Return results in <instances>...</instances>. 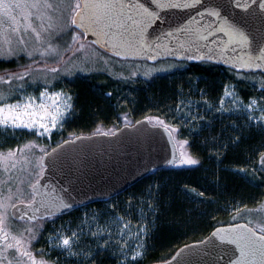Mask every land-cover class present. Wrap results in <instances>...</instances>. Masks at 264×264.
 I'll list each match as a JSON object with an SVG mask.
<instances>
[{
  "label": "trees",
  "instance_id": "1",
  "mask_svg": "<svg viewBox=\"0 0 264 264\" xmlns=\"http://www.w3.org/2000/svg\"><path fill=\"white\" fill-rule=\"evenodd\" d=\"M76 30L71 26L67 34ZM77 37L71 47L85 41L81 32ZM72 51L69 48L57 61L38 59L35 64L55 66ZM164 60L170 62L169 71L147 79L119 80L116 75L91 70L75 75L68 86L73 96L72 113L61 131L52 134L53 142L69 134L116 128L123 115L132 121L163 117L166 124L176 128L178 145L185 138L190 155L197 161L190 166L174 164L151 172L113 200L121 202L116 205L117 214L135 218L138 227L144 225L147 229L142 257L121 263L118 255L103 248L93 250L85 264L164 261L180 246L204 239L217 226L247 223V214L257 211L264 202V128L254 126L246 114L216 108L223 87L230 83L244 100L257 97L264 101V74L172 58L149 63ZM24 65L30 64L0 59V76L18 72ZM29 139L26 132H0V149Z\"/></svg>",
  "mask_w": 264,
  "mask_h": 264
},
{
  "label": "rangeland",
  "instance_id": "2",
  "mask_svg": "<svg viewBox=\"0 0 264 264\" xmlns=\"http://www.w3.org/2000/svg\"><path fill=\"white\" fill-rule=\"evenodd\" d=\"M53 2L60 3L61 7L54 14L52 21H46V23L52 24V28L47 33H42L43 39L41 41H37L35 34L30 29L25 31L24 22L20 19L19 12L14 13L20 19L18 32L10 33L11 22L0 15V51L3 52L0 59H19L30 64L29 67H25L26 65L22 66L18 72L0 76L3 77L4 81L0 82V93L4 95L10 94L9 98L4 101L5 103H15L22 96L26 97L31 95L37 98L35 103L40 104V93L47 88L48 94L63 93L60 101H57L62 110L66 97L72 98L68 103H71L73 106V96L68 86L71 84L73 77L79 73L101 70L108 74L116 75L117 77L115 79L119 80L133 78L143 80L155 74L169 71L171 67L170 62L167 63L165 60L157 63H149L143 60L120 59L102 51L97 45L88 41L80 43V45H84L83 48H80V45L78 47H71L73 34L68 35V30L60 35L58 39L55 38L56 33L61 28L69 25L74 14L76 0H53ZM74 33L79 36V29ZM49 34L53 38L49 39ZM67 35L68 38L65 40L64 37ZM61 38L63 40L60 42ZM21 39L23 43L20 42ZM49 43L57 49L56 54L48 51ZM9 48H11L14 55H8ZM69 48L73 51L62 60V63L58 62L55 66L52 65L50 67L35 64V61L38 59L47 61L56 60ZM28 52L32 53L31 57L27 55ZM42 52L44 53L43 55H41ZM53 68L56 69V72L50 71ZM152 69L165 70L151 71ZM25 71L28 72V75L24 76L23 80L15 79L16 75H20ZM133 72H136L137 75H132ZM9 77H12V79H9ZM59 82L62 83L61 86H57ZM40 84L41 86L37 87ZM21 85H23L22 88ZM226 86L232 95H225ZM221 98H223V104H221ZM252 99L256 100V105L252 108L244 107ZM43 100L48 106H51L54 102V98H49L47 94ZM216 108L218 111L225 113L246 114L248 118L251 117L249 120L252 121L254 126L264 128V120L260 119L264 115V111H262L264 109V101L257 97L244 100L239 96L232 83L226 84L223 87L222 94L217 100ZM71 113L72 109L65 114L63 119L57 122L56 127H50V131L43 136L38 135L37 129L29 130L23 127L15 129L11 127L0 128L1 133L7 132L15 134L26 132L30 136L29 140L19 141L16 146L0 149V214L4 216L3 228L9 233L7 243L15 244V241L11 237H17L21 241V244L18 246L20 247V251L26 250L35 257L37 262L44 260L47 261V264H85L86 257L89 256L86 253L103 248L118 255V260L121 263L132 261L134 252L141 251L137 245L142 244L144 233L140 229H145V226L138 227L135 218H127L117 214L115 208L121 202L118 201L117 204L113 202L115 197L111 198V200L97 202L99 204L92 203L80 207L68 214L50 216L44 219H38L35 222L15 221L9 214L11 205L19 202V200L28 202L32 199L30 187L41 176L43 166L40 161L42 155L63 139L74 136L72 134L66 137L61 136L55 142L52 139V134L61 131L64 122ZM147 118L152 124H159L153 119L155 116H149ZM159 119L165 122L163 117H159ZM42 122H48L47 118ZM133 122L129 117L123 115L118 121V125L131 124ZM111 129L112 127L108 130L96 129L92 132H111L115 128ZM40 131H43V129H40ZM184 141V139L179 140V161L185 156H190L195 160L188 151L187 143H182ZM10 150L15 153L11 157L9 156ZM262 157L264 158V156ZM179 161L175 165H194L181 164ZM257 208V211H252L247 214L248 219L246 221L251 227H254L260 218L264 217V211H261V209H264V202ZM249 221L252 222L249 223ZM28 228H31L32 231H26ZM121 229H123V232H121ZM73 232L78 234V239L75 240V245L72 248V252L77 253L76 255H71L65 248L56 246L58 236H71ZM93 233H97V235H93ZM3 235L4 232L0 231V249H4L6 243ZM32 237H35V239H32ZM4 256L7 257L4 260V264H8L9 260L15 264L18 253L14 249H9L6 253H0V258ZM23 259L27 261L28 258L23 257Z\"/></svg>",
  "mask_w": 264,
  "mask_h": 264
},
{
  "label": "water",
  "instance_id": "3",
  "mask_svg": "<svg viewBox=\"0 0 264 264\" xmlns=\"http://www.w3.org/2000/svg\"><path fill=\"white\" fill-rule=\"evenodd\" d=\"M123 2L135 3L136 0H123ZM141 2L158 11L162 18L147 26L142 42L134 29L109 39L98 36L92 31L85 36L84 29L72 26L79 29L85 41L94 43L102 51L121 59L156 62L172 58L188 62H211L239 72L264 74V52L260 50L264 48V20L261 19L259 11L252 15L249 11L234 6L237 2L251 3V0H202L206 6L223 4L222 14L241 25L250 34V38H255L251 47L236 43L225 32L220 31H212L211 34L201 31L199 35H192L191 42L187 44L185 40L189 37L185 34L177 32L172 36L161 35L169 28L175 27L173 21L183 22L189 16L195 17L196 12H202L203 8L195 5L188 9H157L155 5L149 3V0H141ZM160 2L167 3L168 0H160ZM173 2L191 3L192 0H173ZM74 15L75 12L72 18ZM196 19L200 20L199 17ZM210 19L206 16L201 23ZM195 28V24L191 25V29ZM167 49L176 51L174 54H169ZM189 56L193 58L189 59ZM249 57L253 60L260 57L257 62L261 67L246 66ZM179 159V147L173 132L166 130L161 124H152L146 117L131 124L121 125L111 132L78 134L66 138L41 157L43 174L33 184L40 181L36 188L38 192L36 199L42 203L38 205L39 211L34 212L37 218L31 222L68 214L80 207L107 201L125 192L151 172L174 165ZM62 188L67 189V192L61 191ZM30 189L32 193L33 189L31 187ZM61 202L70 204L71 207H62ZM13 205L23 207L19 202ZM12 213L11 207L9 214L12 219L29 221L27 217L23 220L15 219ZM28 213L32 215L33 209H28ZM238 225L248 224L241 221L217 226L204 239L184 244L168 259L150 264H216L220 249L214 247L219 244L214 234L217 230L226 232ZM248 227L252 228L250 225Z\"/></svg>",
  "mask_w": 264,
  "mask_h": 264
},
{
  "label": "snow or ice",
  "instance_id": "4",
  "mask_svg": "<svg viewBox=\"0 0 264 264\" xmlns=\"http://www.w3.org/2000/svg\"><path fill=\"white\" fill-rule=\"evenodd\" d=\"M149 3L155 5L157 9H188L193 8L195 5H200V7L203 8L202 12H196L195 17L189 16L183 22L173 21L175 27H171L169 30L161 33V35L164 36H172L177 32L185 34L189 37V39L185 40L186 44L191 42L190 37L192 35H199L201 31H207L209 34H211L212 31L225 32L231 40L249 47H251L255 39L254 37L250 38V34L245 31L241 25L232 21L230 17L222 14L221 9L224 7L223 4L218 3L214 6H206L202 3V0H192L191 3L173 2V0H168L167 3H161L160 0H149ZM234 6L239 9L247 10L252 15H255L256 12L259 11L261 19L264 20V0H251V3L237 2ZM60 7L61 4L53 2V0H0V15L11 22L12 26L10 27V33L19 31L20 19H22L25 31L30 29L35 34L37 41H41L43 39L42 33H47L49 29L52 28V24L46 23V21H52L54 14ZM16 12L20 13V19L14 15ZM74 12L75 15L71 18L69 25L65 28H61L60 31L56 33L55 38L58 39L59 36L70 29L72 25H75L78 28L84 29L83 34L85 36L89 31H92L98 36L107 37L109 39L117 35H123L129 32L130 29H134L141 37L142 42L144 31L147 26L154 23L157 19H162L158 11L152 10L150 7L146 6L145 3L141 2V0H136L135 3H124L123 0H76ZM206 16L211 19L202 24L201 21H204ZM196 17H199L200 20H197ZM193 24L196 25L195 29H191V25ZM51 38L53 37L49 34V39ZM77 40V35L73 33V43H76ZM20 42L23 43V40L21 39ZM183 46L182 44L181 47ZM83 47L84 45L81 44L80 48ZM260 50L264 52V48ZM48 51L56 54L57 49L49 43ZM175 51L174 49H167L169 54H174ZM43 54L42 52L41 55ZM116 54L120 55V53ZM2 55L3 52L0 51V56ZM8 55H14L11 48L8 49ZM27 55L31 57L32 53L28 52ZM188 58L192 59L193 57L189 56ZM259 59L260 57H257L256 60L249 57L246 66L261 67L257 62ZM163 70L165 69H152L151 71ZM50 71L56 72V69L53 68L50 69ZM26 75H28L27 71L20 75H16L15 79L23 80ZM132 75H137V73L133 72ZM9 79H12V77H9ZM0 82H4L3 77H0ZM22 87L23 85H21V88ZM261 88L264 89V84L261 85ZM46 94L49 98H54V102L51 106H48L43 100ZM9 95L0 93V128L11 127L15 129L23 127L29 130L37 129L39 136H43L45 133L49 132L50 127H56L57 122L63 119L65 114L73 107L71 103H68L72 98L66 97L63 109L61 110V106L57 101H60L63 93L48 94L47 88L40 93V104H36L35 101L37 98L31 95L26 97L22 96L15 103H5L4 101L9 98ZM225 95H232V93L228 91L227 86L225 87ZM256 103V100L252 99L247 105H244V107L252 108ZM221 104H223V98H221ZM179 107L180 105H177V108ZM262 111H264V109H262ZM38 117L40 118L38 119ZM45 118H47L48 122H42ZM153 119H155L157 123L163 125L166 130L173 133L176 132L174 126L165 124L159 117ZM249 119H251V117ZM260 119L264 120V115H262ZM40 129H43V131H40ZM182 143H187V141ZM14 154V151L10 150L9 156L11 157ZM262 156H264V154H262ZM179 162L181 164L197 163V161L190 156H185ZM169 163H171V161H169ZM262 163H264V160H262ZM42 174L41 171V175ZM39 183L40 181L38 180L35 184L31 185L33 189L32 199L26 205L23 200H19V204L23 205V207L11 205L13 209L12 215L15 219L23 220L27 217L29 221H33L37 218L34 212L39 211L38 205L42 203V201H37L36 199L38 195L36 188ZM61 191L67 192V189L62 188ZM200 195H203V193H200ZM61 206L71 207L70 204L63 202H61ZM28 209H33L32 215H29ZM237 211L239 212L240 209L238 208ZM261 211H264V209H261ZM251 222L252 221H249V223ZM3 225L4 216L0 214V231L4 232L3 239L6 242L4 249H0V253H6L9 249H14L18 253L15 264H47V261L44 260L37 262L35 257L26 250L20 251V247L18 246L21 244V241L17 237H11V239L15 241V244L7 243L9 240V233L3 228ZM125 227H127V225H125ZM26 231L31 232L32 229L28 228ZM140 231L145 235L147 234V229L142 228ZM121 232H123V229H121ZM93 235H97V233H93ZM214 235L219 240V244L214 245V247L220 249L216 264H264V217H261L259 222L252 228H249L248 225H238L226 232L217 230ZM32 239H35V237H32ZM76 239H78V234L76 232H73L71 236H58V243L56 246L65 248L71 255H76L77 253L72 252ZM210 243L212 242L210 241ZM137 247L141 250L144 249L143 244H139ZM237 253H239V255H237ZM144 254V251L134 252L133 260L142 257ZM86 255L90 256L91 253H86ZM23 257H27V261H25ZM6 258V256L0 258V264H4ZM8 264H13V261L9 260Z\"/></svg>",
  "mask_w": 264,
  "mask_h": 264
},
{
  "label": "flooded vegetation",
  "instance_id": "5",
  "mask_svg": "<svg viewBox=\"0 0 264 264\" xmlns=\"http://www.w3.org/2000/svg\"><path fill=\"white\" fill-rule=\"evenodd\" d=\"M174 134V133H173ZM185 141H187L185 138H183Z\"/></svg>",
  "mask_w": 264,
  "mask_h": 264
}]
</instances>
